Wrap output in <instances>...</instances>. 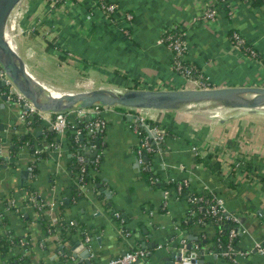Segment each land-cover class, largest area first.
Returning a JSON list of instances; mask_svg holds the SVG:
<instances>
[{"label": "crops", "instance_id": "obj_1", "mask_svg": "<svg viewBox=\"0 0 264 264\" xmlns=\"http://www.w3.org/2000/svg\"><path fill=\"white\" fill-rule=\"evenodd\" d=\"M92 1L79 0L51 8L45 0H26L28 8L17 7V31H10L13 43L22 57L24 53L23 59L35 76L57 90L103 86L186 88L184 75L172 69L170 50L158 43L162 31L172 26L183 30L187 40L185 61L201 69L214 87L264 86V64L242 55L229 38L231 30L240 32L264 57V5L255 6L252 0H230V14L217 6L216 20L209 21L201 16L217 0H117L120 11L116 20H111ZM123 12L134 16L128 34L123 30L127 28ZM33 22L39 23L38 29L24 33ZM50 43L55 45L51 49ZM59 48L72 53L70 62L59 59ZM29 62L36 64L38 75ZM57 71L71 76L56 79ZM5 95L0 87V212L8 217L0 226V236L14 231L18 236H28V241L15 245L8 257L0 256V264H6L10 256L18 257L11 264H27L21 262L23 259L30 260L29 264H65L59 260L62 255L66 264H89L84 256L87 249L91 264H102L139 247L150 253L138 264H178L176 252L183 241L186 248L191 245L190 254L197 255L198 264H234L222 253L226 246L216 244L218 231L210 223L195 221L189 228L182 227L189 203L177 195L174 185L164 189L174 183L172 178L186 181L195 193L213 191L222 196L229 211L239 218L241 232L235 248L246 252L237 254L235 260L238 264H264V255L255 250V245L264 241V164L248 176L243 163L254 156L264 158V113L245 116L242 110L241 116L223 118L209 112L106 109L102 115L107 128L97 151L87 130L80 133L85 160L95 162L96 153L101 154L95 170L99 181L87 185L85 197L71 203L68 165L73 154L69 133L76 130L69 128L57 134V148L38 161L39 172L33 176L29 166L37 158L29 145L13 153V136L32 132L38 138L46 126L50 127L49 116L31 129L20 118V103L4 99ZM79 113L71 112L72 124L79 125ZM141 115L153 122L137 121ZM80 118L85 122L84 117ZM155 123L172 132H165V139L156 145L152 155L151 169L161 183L157 188L143 178L136 154L142 135H150ZM37 138L35 150L39 144L50 149L51 144L46 147L48 140ZM237 161L242 162L243 171L236 168ZM27 187L37 190L39 201L30 197ZM6 201L26 218L7 208ZM117 212L124 220L122 226ZM39 213L46 215L57 231L45 233ZM61 221L70 225L84 223L90 244L86 235H80L82 231L68 238L60 236ZM121 227L130 232V237L124 236Z\"/></svg>", "mask_w": 264, "mask_h": 264}, {"label": "built area", "instance_id": "obj_2", "mask_svg": "<svg viewBox=\"0 0 264 264\" xmlns=\"http://www.w3.org/2000/svg\"><path fill=\"white\" fill-rule=\"evenodd\" d=\"M79 1V0H78ZM78 1L76 3H78ZM225 1V0H222ZM47 4L51 8L55 7H64L68 4H73V1L65 0L60 2L59 0H46ZM92 5L95 8H98L103 15H105L107 18L114 20L117 13L120 11V3L117 0H93ZM16 11L13 12L10 21H9V32L17 30V23H16ZM218 15V8L217 6H212L207 8L203 15L201 16V19L214 21L216 20V17ZM134 16L131 12H123V20L125 22V26L127 28H123L124 32L126 34L129 33L128 26L133 22ZM116 20V19H115ZM39 27V23H33L24 33L34 32ZM166 31L163 30L162 33ZM168 40L170 41L169 45L167 46L168 49L171 52V65L172 69H174L176 72L181 73L184 75V77L187 80V86L186 88H196V89H203V88H213L214 86L211 84V81L209 80V77H203L202 74L200 75H194V72L190 66H187L185 64V55L188 53V43L185 39V36H176L175 34H171L168 36ZM231 40V43L233 44V47L236 48L242 55L249 56L256 58L258 55L257 50L254 46H249L248 41L241 35L240 32L234 31L233 37ZM159 44H164V38L160 37L158 40ZM66 51V50H65ZM67 58L72 56V53H69L67 50L66 54ZM260 62L264 64V60L257 59ZM4 81V90L6 94L8 95V98L20 103V118L24 122L28 123L29 120H31L34 115H39L42 119L45 116H49L50 121V128L52 130H55L57 134H61L63 132H66L69 128H74L77 132V134L81 133V128H79V125L76 123L72 124L71 117L69 113H58V114H48L43 113L37 110V108L28 100L26 99L20 91L16 88V86L12 83V81L9 79L7 74L5 73L4 69L0 65V83ZM110 107H93L88 109H80L78 110L80 113L84 112L85 114H88L91 116V118L88 121L84 122L83 129L87 130V132L91 135V137L94 139V143L92 145L93 148L99 149L101 145H103L102 138L103 134L106 131L107 128V120L103 117L102 113L106 109H109ZM77 111V110H76ZM141 109H136V112H142ZM79 113V114H80ZM140 120L141 122H144L146 120V117L141 115L137 121ZM150 135H142L139 145L136 149L137 154V160L139 164L142 166L145 165V156L148 153H153L156 150V145L162 142L165 139V131L159 126L158 124H153L152 127H150ZM155 144V146H154ZM57 144L51 143L50 150L56 149ZM39 151V150H36ZM80 162H85L84 156L80 154L79 156ZM101 162V154L96 153V166ZM235 166L238 170L243 171L242 168V162L237 161L235 163ZM34 164L29 166V171H33ZM85 169V168H84ZM83 169V170H84ZM254 179V178H253ZM158 180V179H157ZM171 182L178 183L177 185V192L181 193L184 187H188V183L186 181H176L175 178L170 179ZM189 201L192 203H195L198 205L199 210L204 209L205 215L203 217H200L197 219V222L201 223L206 218H212L214 219L221 227L226 225L230 226L228 236L230 243L225 247V251H223L224 257H227L231 259L234 264H238L236 257L237 254L245 255L246 252L237 251L234 244H232V241L236 239L241 230L239 226V218L237 215L233 214L229 211V209L226 206L225 199L213 191H206L204 194L200 196H191L189 198ZM196 215L197 212L195 210L191 211V215ZM116 217L120 220L121 226L124 223V220L121 218L120 213H116ZM72 224L74 222H71ZM220 229V230H221ZM219 230V231H220ZM121 232H123L125 237H130V232H128L125 228L121 227ZM221 234V233H220ZM221 238V235H220ZM218 237V241L220 239ZM86 242L90 244L91 237L89 235H86L85 238ZM20 244L24 245L25 241L20 240ZM222 247L223 245H219ZM159 248L162 247V245L158 246ZM255 250L261 254L264 255V241L258 242L255 245ZM149 251L144 248H133L130 250H127L122 255H119L115 258H112L108 260L107 262H104L102 264H138L140 260L147 257L149 255ZM176 262L178 264H198L197 259L195 262H192V254H190V251L187 250L186 244L183 241L182 245L176 252Z\"/></svg>", "mask_w": 264, "mask_h": 264}, {"label": "water", "instance_id": "obj_3", "mask_svg": "<svg viewBox=\"0 0 264 264\" xmlns=\"http://www.w3.org/2000/svg\"><path fill=\"white\" fill-rule=\"evenodd\" d=\"M23 0H0V65L20 91L40 112L69 113L93 107L123 106L130 109L177 112H209L226 109L264 110V86H225L213 88H119L99 87L81 91H60L40 80L9 40V21ZM5 82L0 83L4 88ZM8 95L4 96L7 99ZM80 117L90 116L84 112ZM11 158L10 161H13ZM191 251V245L187 246ZM201 254V251L198 252ZM87 249V256L91 264ZM197 255L192 254V262ZM201 264H204L202 261Z\"/></svg>", "mask_w": 264, "mask_h": 264}, {"label": "trees", "instance_id": "obj_4", "mask_svg": "<svg viewBox=\"0 0 264 264\" xmlns=\"http://www.w3.org/2000/svg\"><path fill=\"white\" fill-rule=\"evenodd\" d=\"M60 2L65 1V0H59ZM73 1V3H76L78 0H70ZM217 4L215 6H220V8H224L226 13L230 14L231 11V7L229 6L230 0H217ZM229 1V2H228ZM246 1V0H243ZM253 1V5H264V0H252ZM236 30H231L229 32V38L232 39L233 37V33ZM171 34H175L176 36H183L184 32L183 30H180L179 28H177L176 26H172V27H167L166 31H164L161 34V37L164 38V44L166 46L169 45L170 41L168 40V36ZM249 46H251V44H247ZM55 45H53L52 43L49 44V48L51 49V47H54ZM256 49V48H255ZM58 52V51H57ZM258 52V51H257ZM67 54V50H61V48H59V59L61 61H67L70 62V60H67L69 58H67L66 56ZM261 59L262 61L264 60V57L261 56V54L258 52V55L256 56V59ZM185 64L187 66H190L194 72V75H200L202 74L203 77H206V75L203 74V72L201 71V69H199L197 66H195L191 61L186 60ZM117 71V70H115ZM135 88H140L139 86H136ZM110 108H115L117 110H121V111H129V112H136L135 109H130V108H126L123 106H114V107H110ZM54 116V115H53ZM78 117V116H77ZM83 118L78 117L77 120L79 121V128H81L82 133L85 132V130L83 129V125H84V121L82 120ZM86 121V120H85ZM145 121L147 122H153V120L147 118ZM43 123V119L37 114L34 115V117L31 118V120H29L28 122V126L29 128L33 129L38 127L39 125H41ZM165 132L166 134H170L172 132H170L169 129L165 128ZM43 135H40L38 138L32 134V132H27L24 135L21 134H14L13 138H14V148L12 149V152L15 153L16 151L19 150L20 147H22L23 145H29L31 147V152L34 154V156L37 158V162L33 163L34 164V169L32 171V175L36 176L39 172L38 168H37V163L38 161L45 159L49 156V150L45 149L41 144H39V151H36L34 148V142L35 139L37 138L38 140H48L46 142V147L50 146L51 143H57V133L55 130H52L49 126H46L45 129L43 130ZM102 140V138L100 139V141ZM103 142V140H102ZM161 143V142H160ZM81 141H80V134H76V132H70L69 133V146H70V150L73 154L71 162L68 165V169L70 172V176H71V184H70V201L71 203H77L78 201H80L81 199H83L86 195V186L89 184L92 185L93 183H97L99 181L98 177L95 176L96 172L95 170H97V166L96 163L92 160H87L85 162H80L79 161V156L80 154L83 153V148L81 147ZM155 146V144H154ZM152 155L153 153H148L145 156V165L142 166V176L143 178L150 183L151 186H153V188H157V187H161V183L157 182L159 179V176L153 172V170L151 169V161H152ZM244 163V168H246L248 170V176H250L251 173H256L255 171L259 169L260 165L264 164V158H260L257 156L252 157L249 161H245ZM85 168V169H84ZM84 169V170H83ZM171 185H174L175 187V192L177 193V195L180 198L183 199H187L188 203H189V210L187 212V215L185 218H183L182 220V227L183 228H189V226H191L192 224H195V221H197L198 218L203 217L205 215V210L201 209L199 210L198 205H196L195 203H192L191 201H189V198L191 196H200L204 193H195L193 192L191 189H189L188 187H184L181 193L177 192V185L178 183H171L167 186L164 187V189L171 187ZM27 190V193L30 195V197H34L35 200L39 201V199L37 198V190L33 187H27L25 188ZM6 206L7 208H9L10 210H14L17 211V214L21 217V218H26V216L23 214V212L21 210H18L17 207L13 206L10 204V201H6ZM45 204V202H44ZM195 210L197 212L196 215H191V211ZM39 222L41 224V227L43 228V231L45 233H54L56 229V225H52V223L49 222V220L47 219L46 215H44L43 213H39ZM8 221V217L7 215H5L4 212H0V226H2V224L4 222ZM203 225L204 224H208L210 223L212 226H214L215 228H217V239L218 237L220 238L221 235V240L218 241L217 240V245L221 244L224 246H227L230 243L229 240V236H228V232L230 229V226H226L224 225L221 229L220 225L212 218H206L201 222ZM85 224L80 222V221H76L74 222L72 225H70V223H66V222H60L59 223V232H60V236H63L64 238H68L71 237L73 235H76L78 233H80L82 231V234H80L81 236H85L86 232H88L87 230H85ZM221 229V230H220ZM220 230V231H219ZM221 233V234H220ZM25 240L28 241V236L26 237H22V236H18L14 233V231H8L4 234V236H0V256L1 257H8V252L10 250L13 249V247L15 245L20 244V240ZM238 243V237L236 239H234L232 241V244L236 245ZM223 247V246H222ZM224 248V247H223ZM17 256H10L8 258V261H6V264H11L12 262L17 261ZM225 259H228V261H232L231 259L225 257ZM62 263L66 264V258L65 256H60L59 259ZM27 261V262H26ZM30 260L28 259H23L21 262L22 263H27L29 264ZM79 264H86L84 262H81Z\"/></svg>", "mask_w": 264, "mask_h": 264}, {"label": "rangeland", "instance_id": "obj_5", "mask_svg": "<svg viewBox=\"0 0 264 264\" xmlns=\"http://www.w3.org/2000/svg\"><path fill=\"white\" fill-rule=\"evenodd\" d=\"M46 1V0H45ZM19 9H21V10H23L25 7L26 8H28L29 7V5H28V2H26V0H23L20 4H19ZM18 10V9H17ZM31 23H32V21H31ZM31 23H30V25H31ZM33 23H37V22H33ZM17 30H14V31H12L11 33H14V32H16ZM13 35V34H12ZM13 38H14V36H13ZM18 42H20V38L18 37ZM15 41V40H14ZM22 55H23V57H25V55H24V53L22 52ZM58 59V58H57ZM67 60H70L71 61V58H69V59H67ZM30 63V62H29ZM31 64V67H32V69H33V71L37 74V73H39V70H38V68L35 66L36 64L35 63H30ZM78 74L80 75V76H84V74L82 73V72H80V71H78ZM38 75V74H37ZM54 76H55V78L56 79H61V78H66V77H70L71 76V74H65L63 71H57L56 73H54ZM103 87H107V86H103ZM99 88V87H98ZM93 89H95V88H93ZM86 90H90V89H86ZM242 110H245L246 111V113H244L245 114V116H251V115H253V114H261V113H264V110H261V111H250L249 109H226V110H221L220 111V113H216V111H209V113H215V115H221L223 118H227L228 116L229 117H231V116H241V114H242ZM208 112V111H207ZM249 112V113H248ZM253 112H255V113H253ZM220 117L219 116H217L216 117V119H219Z\"/></svg>", "mask_w": 264, "mask_h": 264}, {"label": "bare ground", "instance_id": "obj_6", "mask_svg": "<svg viewBox=\"0 0 264 264\" xmlns=\"http://www.w3.org/2000/svg\"><path fill=\"white\" fill-rule=\"evenodd\" d=\"M13 36L11 34H9V40L12 42V44L14 45L13 43V40H12ZM15 46V45H14Z\"/></svg>", "mask_w": 264, "mask_h": 264}]
</instances>
